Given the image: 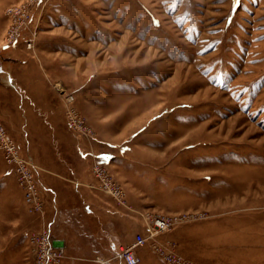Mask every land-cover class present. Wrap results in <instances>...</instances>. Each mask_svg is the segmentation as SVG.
<instances>
[{
    "label": "rangeland",
    "instance_id": "374dc122",
    "mask_svg": "<svg viewBox=\"0 0 264 264\" xmlns=\"http://www.w3.org/2000/svg\"><path fill=\"white\" fill-rule=\"evenodd\" d=\"M0 126V264H42L31 238L48 229L46 264H69L53 233L69 246L71 205L109 264L127 248L136 264H264V0H0ZM89 173L84 197L72 179ZM156 215L182 221L150 238Z\"/></svg>",
    "mask_w": 264,
    "mask_h": 264
},
{
    "label": "built area",
    "instance_id": "2783aa9c",
    "mask_svg": "<svg viewBox=\"0 0 264 264\" xmlns=\"http://www.w3.org/2000/svg\"><path fill=\"white\" fill-rule=\"evenodd\" d=\"M18 38H19V34L15 33V35L13 36L11 40V43L13 42L14 44ZM71 102H72V97H69V96L64 97L65 116H66L68 123L70 122L71 126H75V129L80 130L84 136H86L87 138H90L91 137L90 128L81 120V118L79 117V114L74 109V107L71 105ZM2 139H4V134L2 133V128L0 126V140ZM10 144L12 145V147L9 146L10 147L9 150L12 149L14 153H16L17 152L16 146L13 145L12 143ZM28 159L29 161H31L30 157H28ZM10 161L12 160H9L8 162ZM32 168L36 172L35 166H33ZM30 172L26 171L24 174L21 175V184L23 186L25 185L24 187L28 188L30 191H34V185L32 184V181H33L32 175H31L32 173ZM93 173L95 177L98 179L99 189L103 193L115 198L116 200L122 196V190L118 187V185L114 183L113 180H111V178H109L108 174L98 163H96L93 166ZM28 200L32 201L31 198H29ZM35 205H36L35 207L36 209L40 208L39 203L35 202ZM190 217L191 216H186L185 220L189 219ZM181 221H182V218L180 216H162V215H156L154 217L151 216L150 221H148V223L145 226L148 237L152 238L154 234H157L162 231H167L172 226L180 223ZM50 232H51L50 229L44 230L40 238H37V236H33L31 238V240L33 242L36 241V244L39 245L40 247V262H42V264L48 263L51 260V258L55 256V252L52 250V245L49 240ZM145 241H147V238H143V237L137 238V240L132 244L131 248L142 246L144 245ZM117 256L122 264H136L137 263V259L135 258L130 248H127L126 250L121 249L117 253ZM163 260H165L168 263H176L177 261L176 258L170 255L164 256Z\"/></svg>",
    "mask_w": 264,
    "mask_h": 264
},
{
    "label": "crops",
    "instance_id": "0c3cea01",
    "mask_svg": "<svg viewBox=\"0 0 264 264\" xmlns=\"http://www.w3.org/2000/svg\"><path fill=\"white\" fill-rule=\"evenodd\" d=\"M43 67H44L43 63H42V66L36 67L40 70L41 74L43 73V71H42ZM46 67H44V68L49 72L50 75H52V78L54 79L55 78L54 77L55 72L52 71V69H51L52 67L48 64L46 65ZM49 74H47V77L49 76ZM59 89L62 90L58 86V90ZM50 90L53 91L54 94L57 95V93H56V92H58L57 88L54 87V90L52 88ZM23 91H24V89H23ZM56 98H58V97H56ZM60 103L61 102L58 98V104L60 105ZM62 107H63V104H62ZM44 111L48 117L50 113H49L47 106L44 108ZM56 124H58V123H56ZM58 127H59V124L56 127L54 126V124H51V129H53L54 131L58 130ZM59 129H60V127H59ZM80 179H82V180L80 181ZM72 180L77 181L81 184V187L84 189V190H82L83 191L82 195H84V197H88L90 194L94 195V193H95L94 191L97 190L96 185L94 183V181H96V180L94 179V177L90 173L85 175V176L84 175H82V176L77 175ZM80 184H77V185L79 186ZM94 189H96V190H94ZM59 210L60 209H56L57 213H59ZM74 210L75 209L72 205L69 206V222H70V224H69V246L67 245L65 239L58 237V235L56 234L57 232L53 233V244H54V246L57 249L61 250L63 253L64 252L67 253V251L69 250V264H109L108 259H106V257H104V255H103V252H106L105 251L106 250L105 249L106 243H104L105 242L104 238H101V235L98 234V232L94 231L90 227V225L88 224L86 219H84L83 216H82L83 219L81 221H78V222H76L75 218H71L75 213H77ZM85 211L88 213H91V210L88 207L86 208ZM60 216H61V214H57V218H59ZM57 218H56V220H57ZM71 221L76 222V223H72ZM71 226H73V227H71ZM66 229H67V226L65 225V222H62V224L60 223L58 230H63L65 232ZM139 236L140 235L137 234L134 241ZM116 237H117L116 238L117 241H116L115 245L113 244V252H115V253L117 251V247L119 248L120 243L127 241V238L129 237V235L126 236L124 240L122 239V237H120V235L116 236ZM116 245H117V247H116ZM135 253L137 256H139V251H137ZM138 260H139V258H138Z\"/></svg>",
    "mask_w": 264,
    "mask_h": 264
},
{
    "label": "bare ground",
    "instance_id": "6f19581e",
    "mask_svg": "<svg viewBox=\"0 0 264 264\" xmlns=\"http://www.w3.org/2000/svg\"><path fill=\"white\" fill-rule=\"evenodd\" d=\"M32 48V47H31ZM118 252H119V250H118Z\"/></svg>",
    "mask_w": 264,
    "mask_h": 264
}]
</instances>
